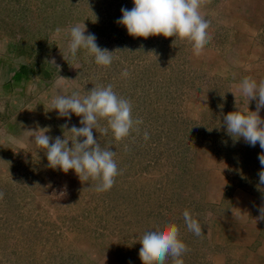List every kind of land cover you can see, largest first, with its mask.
I'll use <instances>...</instances> for the list:
<instances>
[{
	"label": "rangeland",
	"instance_id": "rangeland-1",
	"mask_svg": "<svg viewBox=\"0 0 264 264\" xmlns=\"http://www.w3.org/2000/svg\"><path fill=\"white\" fill-rule=\"evenodd\" d=\"M122 7L133 0H0V264H143L140 238L161 222L179 226L184 264H264L262 166L224 124L247 107L232 93L243 78L264 80V0H210L211 39L200 55L186 39L130 36L117 24ZM78 23L102 49L128 51L109 67L84 49L73 58L69 38L54 31ZM53 58L58 69L46 63ZM59 75L68 81L57 88ZM108 84L143 124L123 141L93 130L122 172L97 193L89 190L95 181L49 167L46 150L23 130L48 126L53 140H71L66 131L81 127V117H61L52 98ZM248 107L255 111L256 101ZM185 210L201 236L187 229Z\"/></svg>",
	"mask_w": 264,
	"mask_h": 264
},
{
	"label": "clouds",
	"instance_id": "clouds-1",
	"mask_svg": "<svg viewBox=\"0 0 264 264\" xmlns=\"http://www.w3.org/2000/svg\"><path fill=\"white\" fill-rule=\"evenodd\" d=\"M209 2L210 0H133L132 9L121 8L122 16L117 20V24L125 27L132 37L147 39L150 36L162 35L165 38L186 39L192 44L193 53L200 55L211 39V21L205 18L209 15L206 10ZM85 32V23H78L67 29L57 27L54 36L61 38L63 35L69 38L67 54L76 58L78 51L84 49L88 55L94 57L98 66L109 67L117 52L128 51L102 49L97 44L95 34L85 35ZM46 63L58 69L54 58L50 61L46 59ZM128 75L125 69L122 76ZM66 81L68 79L59 75L54 85L60 88ZM237 92L247 101V107L237 108L224 116L227 133L235 139L242 137L252 147L259 143V147L264 150V119L260 117V111L264 109V80L258 82L252 77H245L237 86V91L232 92L236 99ZM251 101H256L255 111L249 110ZM50 105L51 110L58 111L61 117L68 120H71L72 114L81 117L82 126L72 125L70 130L66 131L71 134V140L66 138V133L64 139L57 136L53 140V137L47 134L51 131L48 126L25 129L23 135L29 138L28 143L46 150L49 167L59 168L64 173L74 170L82 182L95 181L89 190L97 193L111 190L116 178L122 174L115 159L117 153L106 145L101 146L94 138L93 130H99L104 136L111 130L116 141H123L133 131L139 132L143 119L133 116L131 101L118 95L113 85L108 84L96 85L83 96L78 91L72 92L70 96L56 94ZM101 121H106L107 126H102ZM61 127L68 129L67 124ZM144 139H150L147 130L144 131ZM69 141L73 145L71 148L68 147ZM258 159L262 166L258 172L259 188L264 186V151ZM60 195L65 193L61 192ZM3 198L4 193L0 192V199ZM258 211V219L264 221V204L259 206ZM183 219L189 231L197 237L202 235L201 223L188 210L183 212ZM139 243L142 245L139 257L143 264H165L169 257L173 264H184L182 257L189 251L180 239L179 226L171 222L157 223L153 229L142 235Z\"/></svg>",
	"mask_w": 264,
	"mask_h": 264
},
{
	"label": "crops",
	"instance_id": "crops-1",
	"mask_svg": "<svg viewBox=\"0 0 264 264\" xmlns=\"http://www.w3.org/2000/svg\"><path fill=\"white\" fill-rule=\"evenodd\" d=\"M264 78V77H263ZM255 109H256V107H255ZM260 117L262 118V119H264V109H262L261 111H260ZM245 142V141H244ZM244 142H241V143H244ZM246 143V142H245ZM247 144V143H246ZM247 145H249V144H247ZM252 147V146H251ZM252 151L254 152V157L257 159V160H259L258 159V156L260 155V153L262 152V151H264V150H262L260 147H259V143H257V145L255 146V147H252ZM257 166V165H256ZM259 166H261V164H259ZM260 198V197H259ZM260 200H262V202L264 201V198H260ZM259 213V212H258ZM258 213H256V215H259ZM263 241H262V244H261V252L260 253H263L264 252V232H263ZM241 243H243L244 245L245 244H247V242H246V240H244V239H242V241H241ZM259 253V254H260ZM257 255V254H256ZM256 257V256H255ZM264 258V257H263Z\"/></svg>",
	"mask_w": 264,
	"mask_h": 264
}]
</instances>
